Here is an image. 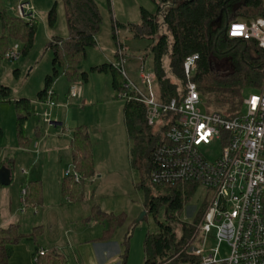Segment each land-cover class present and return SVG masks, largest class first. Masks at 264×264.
Listing matches in <instances>:
<instances>
[{"label": "trees", "instance_id": "obj_1", "mask_svg": "<svg viewBox=\"0 0 264 264\" xmlns=\"http://www.w3.org/2000/svg\"><path fill=\"white\" fill-rule=\"evenodd\" d=\"M69 33L67 36L54 35L47 48L54 53L53 71L46 76L45 87L38 98L44 99L48 90L53 89L56 79L65 75L72 82L87 81L89 73L80 71L79 64L87 55V48L97 45V34L103 22V15L96 0H61ZM157 11L142 6L139 23H117L116 27H127L134 37L148 39L154 59L152 73L155 75V90L162 102L177 98L183 85L190 80L196 83L200 93L206 98L207 112L217 111L227 118L240 116L244 111L245 92L259 91L264 85V48L255 40L230 37L229 22L237 19L250 21L264 17V0H152ZM58 1L48 11V24L54 27L58 19ZM162 14V21L159 14ZM38 18H22L9 10L6 0H0V65L13 41H21L18 56L26 55L34 45ZM123 46V45H121ZM199 54L197 66L188 77L184 62L187 56ZM169 58V72L164 66V58ZM118 62H104L93 65L91 70L110 73L112 87L120 96L126 92L123 106L124 122L131 143L130 160L134 168L141 172L139 186L145 189L147 214L153 213L158 224L155 232H148L144 240L145 257L143 264H206L200 256L190 252L197 239V226L202 219L211 193L192 221H183L186 205L199 185L195 181H178L156 184L151 180L153 155L162 141V134L154 131L147 120V106L138 99L135 91L127 86L123 74L121 55ZM143 57V56H142ZM144 58V57H143ZM17 59V58H16ZM15 59V60H16ZM145 60V58H144ZM11 89L0 84V101L14 103L17 110L16 130L22 145L31 139L26 135V121L31 117L32 100L21 97L12 100ZM161 128V127H160ZM2 130L0 128V135ZM39 133V132H38ZM72 164L80 178L73 174L64 175L62 193L71 202L86 198L85 179L96 175L91 134L87 125L73 130L70 143ZM155 191L151 192L147 182ZM25 205L37 207L43 202V187L40 180H30L25 184ZM146 214V215H147ZM162 216V217H161ZM99 222L103 225L100 241L111 240L117 230L127 221V213L116 214L93 206L86 223ZM180 227V233L178 231ZM131 226L122 241V263L127 264ZM43 226H36L31 232H23L19 223L0 226V264H9L14 246L24 240L34 241L36 264H70L68 257L57 247L45 249L41 253L38 237Z\"/></svg>", "mask_w": 264, "mask_h": 264}, {"label": "rangeland", "instance_id": "obj_2", "mask_svg": "<svg viewBox=\"0 0 264 264\" xmlns=\"http://www.w3.org/2000/svg\"><path fill=\"white\" fill-rule=\"evenodd\" d=\"M7 1L9 2L10 0ZM21 1L19 0L14 4L11 8L12 13L17 12V6ZM57 1L58 19L55 27L61 25V18H63L62 26L66 25L63 29L68 35L69 29L64 14V6L61 0ZM98 1H100L99 5L103 15V22L97 34V37L100 38L99 43L87 48V55L79 64V70L81 72L87 71L89 78L87 81L80 79L77 82H72L67 76L60 75L56 79L53 90L56 93L55 99L58 105L51 111V119L62 121V124L51 127L45 122V116L42 113L45 111L46 104L44 101H40L38 93L45 87L46 76L53 71L54 53L51 49L47 48L51 38L48 37L46 32V29L51 30L52 27L48 24V11L41 14V10L34 5L36 18H38L34 45L28 54L18 56L16 60L4 58L0 65V84L10 87V98L15 100L26 97L32 100L33 113L25 123L26 135L29 136L31 142L27 145H22L19 141L16 130L17 110L14 103L0 101V127L3 129V136L0 137V151L2 150L4 157L9 156L8 161H10L11 157H15L17 152L14 169L16 182L21 180V176L23 182L27 181L26 176L22 175L23 170L36 171L41 177L47 179L48 182L56 170L59 171L60 176L65 175V172L68 170L75 171L72 164L71 149L68 152H63L65 148L62 143V145H59L62 147L58 148L59 151L53 148L54 145L48 146L46 150L45 146L42 145L38 148L39 143L53 137L57 134V131H59L61 136H65L67 141L70 139L69 135L72 136L73 130L77 126L87 125L93 144L96 177H87L85 179L86 198L83 201L77 202L74 208H69L67 215L63 214L60 218V214H58V221L61 227L63 224H66V227H70L68 228L70 231L74 230V228L77 229L78 227L72 228L70 224L74 222L75 218H82L83 216L87 218L91 213L89 212L87 215V211L95 205L101 207L104 211L116 214L127 213V221L124 226L117 230L116 236L121 233L125 235L129 227H132L129 238L127 264H143L146 234L148 232H155L158 229V224L153 213L144 215L141 218L145 211L147 195L145 189L138 185L142 178L141 172L132 166L130 160L131 143L127 135L123 113L125 100L119 97L113 89L110 73L94 72L91 70V67L106 61L118 62L117 53L123 47L124 53L127 52L125 54V71L133 81L140 82L141 66L143 65L145 71L149 73H152L154 67V59L149 48L152 42L148 39L134 37L127 27L119 26V31H117L118 27L113 22L114 11L110 8L109 0ZM119 1L117 0V3L121 13L122 4ZM143 5L149 7L148 9L153 12L157 11V6L152 0H124V12L121 14L133 17V15H137L135 12L139 8L138 16L140 20L138 21L140 22V9ZM61 12L63 17L60 15ZM162 18L163 16L160 13L159 20L162 21ZM139 22H127L123 24ZM116 34L119 35L118 38H116ZM118 39H120L123 46L119 44ZM16 43L22 46L21 41H13L10 48ZM142 56L145 58L144 61L140 59ZM164 66L169 75L172 76L169 72L168 56L164 58ZM171 78L176 81L173 76ZM187 82L183 85V91L186 89ZM76 83L83 88L85 87L86 91L83 97L71 98L69 96V88ZM251 92L252 90L250 89L246 90L245 96L247 97ZM199 107L202 110L206 109V98L202 93ZM163 122L164 120L162 119L155 125V132H158ZM37 128H41L42 134H50L49 137L42 139L35 133ZM63 128H65L64 131L62 130ZM22 150L28 152L21 153ZM220 151V146L214 145L208 151L210 158L215 159ZM3 159L0 160L1 165L4 164L2 161H7ZM30 179L31 176L29 177ZM147 185L150 187L151 192L155 191L154 186L149 181ZM12 186L15 185L12 184L9 187L12 188ZM51 188V186L47 187L48 193L51 192ZM206 196V186L199 184L189 199L181 215V219L183 221H192L197 211L202 207ZM63 218H66L65 221H63ZM51 230L55 234L59 228L54 227L52 229L48 224L44 226L43 233L38 237L39 244L43 242L44 236L47 235L45 232L47 233ZM178 231L180 233V227ZM215 236L216 231L213 230L210 236L207 237L204 244L205 254L217 252L218 259L223 260L229 254V246L225 241L219 243ZM202 239L203 236H198L194 241L193 247H202Z\"/></svg>", "mask_w": 264, "mask_h": 264}, {"label": "built area", "instance_id": "obj_3", "mask_svg": "<svg viewBox=\"0 0 264 264\" xmlns=\"http://www.w3.org/2000/svg\"><path fill=\"white\" fill-rule=\"evenodd\" d=\"M16 14L27 20L36 17L32 0H22ZM227 32L233 38L255 40L264 48V17L233 20ZM19 48L16 43L5 58L16 59ZM122 48L119 54L127 86L146 104L148 123L155 126L164 120L159 130L162 141L153 155L151 180L156 184L195 181L211 193L197 226V237L203 236L202 247L192 246L190 252L206 264H264V85L244 99L243 113L233 118L202 110L201 93L190 80L179 97L162 102L155 90V75L146 72L143 65L140 82L129 77ZM140 59L144 61L143 57ZM198 59L197 53L186 57L184 68L188 77L196 69ZM82 90L81 85L73 84L69 96L80 97ZM55 96L50 89L40 100L46 104L42 114L47 125L57 122L51 119V111L58 105ZM120 96L127 97V93L121 92ZM214 145H219L221 151L212 159L208 151ZM70 174L80 178L76 171L65 172ZM213 230L219 243L225 241L229 246V254L223 260L218 259L217 252L205 254L204 244ZM45 251L41 248V253Z\"/></svg>", "mask_w": 264, "mask_h": 264}, {"label": "crops", "instance_id": "obj_4", "mask_svg": "<svg viewBox=\"0 0 264 264\" xmlns=\"http://www.w3.org/2000/svg\"><path fill=\"white\" fill-rule=\"evenodd\" d=\"M19 0H10L8 3L10 12L11 8L14 6L16 2ZM34 5L41 10V14L50 10L52 5L56 0H47L42 2L41 0H32ZM99 4L100 1L96 0ZM122 4L121 13L123 10V2L124 0L119 1ZM109 5L111 10L114 11L113 22L117 23H127V22H139L140 17L138 16L139 8L135 12L136 16L128 17L126 14H121L118 8L117 0H109ZM100 6V5H99ZM145 7V5H143ZM113 7V9H112ZM149 8V7H146ZM65 14V12H64ZM62 16V12L60 14ZM63 17V16H62ZM58 27L54 26V29L51 30L46 29L48 37H52L54 35L58 36H67L65 30L63 29L66 25ZM132 20V21H131ZM67 23V22H66ZM119 31V27L117 29ZM116 38H118V34H116ZM99 39L97 37V43H99ZM119 44L122 45L120 39H118ZM125 52V51H124ZM127 54V52L125 53ZM126 56V55H125ZM108 62V61H106ZM113 62V61H110ZM124 60V66H125ZM101 64V63H100ZM97 65V64H95ZM85 87L82 90L81 97H83L85 93ZM7 103H11L8 101H3ZM13 104V103H12ZM12 111V110H11ZM62 121H57L54 125H61ZM1 128V127H0ZM2 133L0 137L3 136V129L1 128ZM63 131L65 128L62 129ZM39 132V133H38ZM35 133L39 135L42 139H47L50 134H42L41 128H37ZM53 137L43 140L39 143L38 148L42 145L45 146V149H48V146L54 145V149L62 148L59 145H62L65 148L63 152H68L70 149V140L72 136L69 135L70 139L66 141L65 136H61L59 131ZM128 135V134H127ZM29 137V136H28ZM68 137V136H67ZM27 145V144H26ZM6 151V150H5ZM28 151L22 150L21 153H27ZM40 152V151H38ZM17 156V152L15 157ZM15 157H11L10 161H8L9 156L4 157L2 150L0 151V160L3 158L7 161H2L4 164L1 165L0 161V169H8L10 171L9 183L1 184L0 183V226H7L10 223H19L21 225V229L23 232H31L36 226L42 225L43 228L47 224L53 229L54 227H58L59 230L53 234V230L48 231L46 236H44V240L40 245V248L49 249L51 247L59 248L69 259L70 264H121L122 257L121 254L123 252L122 241L125 237L124 233L120 235H115L111 240L108 241H100L97 240L102 235L103 225L99 222L93 221L90 223H86V217H78L74 219V224L71 223L70 226L73 228L76 226L77 229L70 231V227H66V224H63L62 227L58 221V217L60 214V218L63 214H68L69 208H74L76 206L75 202H71L62 193V181L64 175L60 176L59 171L56 170L55 173L51 176V180L44 177H41L36 171L33 170H23L22 175L26 176V182H23L22 176L21 180L16 182V174H15ZM3 159V160H4ZM30 180H40L43 187V202L41 205L37 207H33L30 205H25L23 202L24 199V189L25 184ZM96 177V175L94 176ZM93 177V178H94ZM15 185L10 188V185ZM20 186V187H19ZM51 186V192L48 193L47 187ZM22 194V197H21ZM52 196V197H50ZM22 199H21V198ZM50 197V198H49ZM89 197V196H88ZM52 200V201H50ZM73 206V207H72ZM101 208V207H100ZM91 212V209L87 211V215ZM85 215V216H87ZM67 218V216H65ZM66 218H63L65 221ZM114 247L113 249H111ZM36 245L31 240H24L20 244L14 246L9 264H35L34 256L36 252Z\"/></svg>", "mask_w": 264, "mask_h": 264}, {"label": "water", "instance_id": "obj_5", "mask_svg": "<svg viewBox=\"0 0 264 264\" xmlns=\"http://www.w3.org/2000/svg\"><path fill=\"white\" fill-rule=\"evenodd\" d=\"M239 38V37H237ZM9 177H10V171L8 169H0V183L1 184H8L9 183ZM147 214V211L145 210L141 216L144 217V215Z\"/></svg>", "mask_w": 264, "mask_h": 264}]
</instances>
